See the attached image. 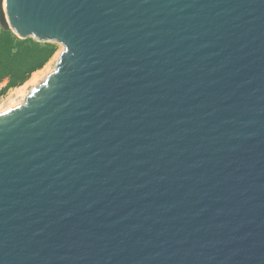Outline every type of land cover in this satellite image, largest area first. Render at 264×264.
Wrapping results in <instances>:
<instances>
[{
  "label": "water",
  "instance_id": "95a60500",
  "mask_svg": "<svg viewBox=\"0 0 264 264\" xmlns=\"http://www.w3.org/2000/svg\"><path fill=\"white\" fill-rule=\"evenodd\" d=\"M7 9L63 49L0 111V264H264V0Z\"/></svg>",
  "mask_w": 264,
  "mask_h": 264
},
{
  "label": "trees",
  "instance_id": "16d2710c",
  "mask_svg": "<svg viewBox=\"0 0 264 264\" xmlns=\"http://www.w3.org/2000/svg\"><path fill=\"white\" fill-rule=\"evenodd\" d=\"M54 53V47L32 38L19 39L11 31H0V83L7 79L5 88L24 83L41 69Z\"/></svg>",
  "mask_w": 264,
  "mask_h": 264
},
{
  "label": "bare ground",
  "instance_id": "6f19581e",
  "mask_svg": "<svg viewBox=\"0 0 264 264\" xmlns=\"http://www.w3.org/2000/svg\"><path fill=\"white\" fill-rule=\"evenodd\" d=\"M5 4H6V10L8 12L7 9V0H5ZM63 49V45L61 44V48L59 51H57L54 55H53V64L55 65L56 63V59L58 58L59 54L61 53ZM54 66L49 67V64H46L43 68L34 71L30 77L21 85L14 87L13 89H11L10 94L8 95V97L6 98L5 102L2 103L0 105V111L8 108L12 105H15L16 103H20L23 101L24 99V95L36 84H38L45 76L47 73H49Z\"/></svg>",
  "mask_w": 264,
  "mask_h": 264
},
{
  "label": "rangeland",
  "instance_id": "374dc122",
  "mask_svg": "<svg viewBox=\"0 0 264 264\" xmlns=\"http://www.w3.org/2000/svg\"><path fill=\"white\" fill-rule=\"evenodd\" d=\"M2 30V28L0 27V31ZM29 38H32V37H29ZM33 40H35L34 38H32ZM36 41V40H35ZM38 42V41H37ZM40 43H44V42H40ZM47 43H49V44H51L53 47H54V53L52 54V56L49 58V60L45 63V65L46 64H49V67H52V66H54V64H53V55L57 52V51H59L60 50V48H61V44L60 43H58V42H47ZM44 65V66H45ZM43 66V67H44ZM42 67V68H43ZM7 79H4L1 83H0V105L2 104V103H4L5 102V100H6V98L8 97V95L10 94V92H11V89H13L14 87H10V88H5V90H3L4 89V87L7 85ZM17 87V86H16Z\"/></svg>",
  "mask_w": 264,
  "mask_h": 264
}]
</instances>
